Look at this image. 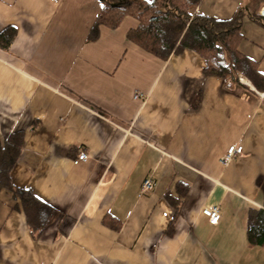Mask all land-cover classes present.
Here are the masks:
<instances>
[{
    "label": "crops",
    "instance_id": "1",
    "mask_svg": "<svg viewBox=\"0 0 264 264\" xmlns=\"http://www.w3.org/2000/svg\"><path fill=\"white\" fill-rule=\"evenodd\" d=\"M258 1L194 9L227 19ZM101 5L0 0V34L14 29L0 43V139L22 137L10 178L54 210L33 230L0 189V264H264L247 236L250 208L264 207V92L206 73L194 50L147 52L126 37L131 16L89 39ZM240 33L264 73V25L245 16ZM230 145L242 153L224 165ZM213 205L214 224L201 212Z\"/></svg>",
    "mask_w": 264,
    "mask_h": 264
},
{
    "label": "trees",
    "instance_id": "2",
    "mask_svg": "<svg viewBox=\"0 0 264 264\" xmlns=\"http://www.w3.org/2000/svg\"><path fill=\"white\" fill-rule=\"evenodd\" d=\"M100 1L102 5L91 27L89 39L97 37L100 25L114 28L125 16H131L138 23L127 32L126 37L147 52L164 60L186 48L194 50L204 58L206 73L228 78L241 74L256 90L264 92V73L258 70L256 61L238 50L242 37L240 27L245 16L264 25V15L259 12L264 7V0H259L251 9L238 7L227 19L199 14L194 8L201 0ZM13 35L14 29L8 28L0 34V43L7 44ZM21 142L19 132L0 139V189L11 191L14 199L20 200L28 224L33 230L40 229L51 219L53 208L37 198L30 189L15 186L10 178ZM247 236L250 244L264 243V207L250 208Z\"/></svg>",
    "mask_w": 264,
    "mask_h": 264
},
{
    "label": "built area",
    "instance_id": "3",
    "mask_svg": "<svg viewBox=\"0 0 264 264\" xmlns=\"http://www.w3.org/2000/svg\"><path fill=\"white\" fill-rule=\"evenodd\" d=\"M139 93H134V98H140ZM242 153L241 145H230L226 152L220 157V162L224 165L230 163L236 156ZM87 153L84 150L78 152L77 156L72 160L73 163L77 164L81 161H85ZM154 186V182L151 178H145L141 185V191H150ZM203 215H205L208 221L212 224L216 223L220 217V212L217 206H203L201 209Z\"/></svg>",
    "mask_w": 264,
    "mask_h": 264
},
{
    "label": "water",
    "instance_id": "4",
    "mask_svg": "<svg viewBox=\"0 0 264 264\" xmlns=\"http://www.w3.org/2000/svg\"><path fill=\"white\" fill-rule=\"evenodd\" d=\"M260 13H261L262 15H264V9H262V10L260 11Z\"/></svg>",
    "mask_w": 264,
    "mask_h": 264
},
{
    "label": "rangeland",
    "instance_id": "5",
    "mask_svg": "<svg viewBox=\"0 0 264 264\" xmlns=\"http://www.w3.org/2000/svg\"><path fill=\"white\" fill-rule=\"evenodd\" d=\"M262 9H264V7H262V8L260 9V11H261ZM260 11H259V12H260Z\"/></svg>",
    "mask_w": 264,
    "mask_h": 264
}]
</instances>
